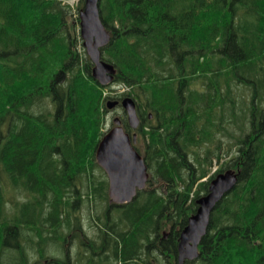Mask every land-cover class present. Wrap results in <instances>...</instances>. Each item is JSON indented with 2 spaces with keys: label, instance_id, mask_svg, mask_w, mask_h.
Segmentation results:
<instances>
[{
  "label": "trees",
  "instance_id": "obj_1",
  "mask_svg": "<svg viewBox=\"0 0 264 264\" xmlns=\"http://www.w3.org/2000/svg\"><path fill=\"white\" fill-rule=\"evenodd\" d=\"M84 3L0 0V264H179L181 232L227 171L238 182L186 264H264V0H100L106 87L82 46ZM119 97L137 104L150 171L120 205L96 159Z\"/></svg>",
  "mask_w": 264,
  "mask_h": 264
},
{
  "label": "water",
  "instance_id": "obj_2",
  "mask_svg": "<svg viewBox=\"0 0 264 264\" xmlns=\"http://www.w3.org/2000/svg\"><path fill=\"white\" fill-rule=\"evenodd\" d=\"M80 35L83 46L94 64L93 78L102 86L110 85L115 79L117 69L101 58V49L109 44L111 36L101 20L100 0H85L80 13ZM118 104V101H108L107 107L111 110ZM121 106L128 114L131 128H138L140 119L135 101L127 97L123 99ZM114 123L116 125L98 144L96 159L107 174L111 201L128 204L134 200L138 191L145 189L150 175L144 158L134 148L137 136L134 135L132 139L119 118H116ZM237 182L238 174L233 171L219 174L211 182L209 193L197 201L198 210L190 217L179 238V264L199 258V245L207 233L212 212Z\"/></svg>",
  "mask_w": 264,
  "mask_h": 264
},
{
  "label": "rangeland",
  "instance_id": "obj_3",
  "mask_svg": "<svg viewBox=\"0 0 264 264\" xmlns=\"http://www.w3.org/2000/svg\"><path fill=\"white\" fill-rule=\"evenodd\" d=\"M80 1L81 0H65L66 3H69L73 7L74 12L76 11L77 6L79 5ZM122 92H123V89L120 90V93H122ZM234 92H235V95L240 97V99L244 98V97L248 98V96H249V93L245 92L244 89L235 88ZM241 95L244 96V97H242ZM121 114H122V110L121 109H117V110H114V111L113 110L108 111L107 112V121H106L107 125H106V128H105L104 131L108 130L111 127L114 117L121 116ZM225 141H226V137H225ZM216 168H218V165H214L213 166V169H216ZM6 196L9 199L10 198L13 199V198H15L16 195H15V192H13L12 190L8 189V191L6 193ZM84 215H85V226H84V229H86L88 231L87 233H88L89 236H94L96 231L94 229H92V228L88 229L89 228V221H88V216H87V212L86 211L84 212Z\"/></svg>",
  "mask_w": 264,
  "mask_h": 264
},
{
  "label": "bare ground",
  "instance_id": "obj_4",
  "mask_svg": "<svg viewBox=\"0 0 264 264\" xmlns=\"http://www.w3.org/2000/svg\"><path fill=\"white\" fill-rule=\"evenodd\" d=\"M144 2V1H143ZM27 3V2H26ZM23 5H25V2H23L22 3ZM129 4V3H128ZM134 4V3H133ZM130 5V4H129ZM137 6V5H136ZM142 6V5H141ZM24 7V6H23ZM138 7V6H137ZM27 8V7H26ZM126 9H128L127 7H126ZM26 15H27V13H26ZM1 18H3V17H1ZM40 31H42V30H40ZM165 39V38H164ZM162 42V41H161ZM64 48V47H63ZM64 49H66V48H64ZM66 51V50H65ZM61 58V57H60ZM63 59V58H62ZM116 67V66H115ZM182 69V68H181ZM11 70H13L12 68H11ZM19 70H21V69H19ZM18 70V71H19ZM1 71V70H0ZM22 71V70H21ZM44 71V70H43ZM46 71V70H45ZM19 73H20V71H19ZM50 73V72H49ZM13 74H16V76H17V72L16 73H13ZM42 74V73H41ZM48 73H46L45 75H47ZM52 74V73H51ZM1 75V74H0ZM7 75V74H6ZM8 75H10V74H8ZM24 75V74H23ZM26 75V74H25ZM236 75V74H235ZM3 76V75H2ZM15 76V77H16ZM49 76V75H48ZM18 77V76H17ZM19 79H20V77H18ZM52 78V77H51ZM23 79H24V77H23ZM1 81V80H0ZM3 81V80H2ZM16 81V80H15ZM24 81V80H23ZM11 82V81H10ZM25 82V81H24ZM21 83H22V81H21ZM20 83V84H21ZM123 84V83H122ZM7 86H8V84H6ZM22 85V84H21ZM20 85V86H21ZM78 85V84H77ZM16 86V85H15ZM24 86V85H23ZM76 87V86H75ZM18 89H19V87H17ZM21 89H22V91H23V89L26 91V89L25 88H23L22 86L20 87ZM72 89V88H71ZM19 91V90H18ZM71 91V90H70ZM22 93H24V91L22 92ZM36 93V92H35ZM29 94H31V93H29ZM25 98V97H24ZM24 101V100H23ZM20 108V107H19ZM69 109V108H68ZM77 109H78V107H77ZM2 110H4V109H2ZM2 112V111H1ZM0 112V113H1ZM12 112V111H11ZM2 113H4V112H2ZM139 113V112H138ZM10 115V114H9ZM82 116H83V114H82ZM99 116V115H98ZM10 119V118H9ZM10 121V120H9ZM141 125V124H140ZM13 134V133H12ZM53 138V137H52ZM44 144V143H43ZM42 146V145H41ZM82 153V154H81ZM80 154L81 155H83V152H80ZM42 158V157H41ZM82 158H84V156L83 157H81V159ZM84 159H86V158H84ZM80 160V159H79ZM83 160V159H82ZM39 161V160H38ZM84 161V160H83ZM37 162V161H36ZM35 162V163H36ZM85 162V161H84ZM86 163V162H85ZM39 164V163H38ZM80 164L81 165H83V162L81 163L80 162ZM87 164V163H86ZM43 165V164H42ZM47 165V164H46ZM78 165V164H77ZM85 165V164H84ZM32 166H34V165H32ZM45 166V165H44ZM80 166V165H79ZM47 167V166H46ZM35 168V167H34ZM75 168H77L76 166H75ZM39 169V168H38ZM78 169V168H77ZM41 170V169H40ZM76 170V169H75ZM41 172V171H40ZM9 174V173H8ZM12 174V173H11ZM36 175V174H35ZM40 175V173L38 174V176ZM12 176V175H11ZM55 177V176H54ZM58 177V176H57ZM15 178V177H14ZM56 178V177H55ZM33 179V178H32ZM41 179V178H40ZM43 179V178H42ZM46 179V178H45ZM29 184V183H28ZM33 185H34V183H33ZM40 185V184H39ZM42 190V189H41ZM43 191V190H42ZM46 195V194H45ZM41 196V195H40ZM41 198V197H40ZM46 201V200H45ZM120 205V204H119ZM155 205V204H154ZM1 210V209H0ZM144 216V215H143ZM141 220V219H140ZM251 220V219H250ZM247 223H249V221L247 222ZM153 231V230H152ZM214 244V243H213ZM148 259V258H147ZM150 260V259H149ZM152 262V261H151ZM186 264V263H185Z\"/></svg>",
  "mask_w": 264,
  "mask_h": 264
},
{
  "label": "flooded vegetation",
  "instance_id": "obj_5",
  "mask_svg": "<svg viewBox=\"0 0 264 264\" xmlns=\"http://www.w3.org/2000/svg\"><path fill=\"white\" fill-rule=\"evenodd\" d=\"M117 114H118V113H117ZM122 114H123V113H122ZM137 137H138V144L140 145L141 140H142L141 133H138ZM141 148H142V147H141Z\"/></svg>",
  "mask_w": 264,
  "mask_h": 264
}]
</instances>
